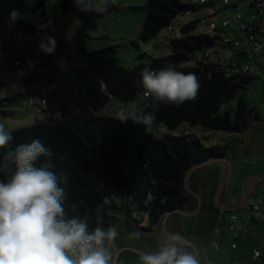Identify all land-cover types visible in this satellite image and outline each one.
Masks as SVG:
<instances>
[{
  "label": "trees",
  "instance_id": "trees-1",
  "mask_svg": "<svg viewBox=\"0 0 264 264\" xmlns=\"http://www.w3.org/2000/svg\"><path fill=\"white\" fill-rule=\"evenodd\" d=\"M48 1L40 0L39 6L44 7ZM190 1L147 0L143 7L135 8L145 12L139 40L146 44L157 40L162 30L192 8ZM84 4L88 6L87 11H81L75 0L56 3V9H61L63 14L73 13L80 20L71 38L59 36L53 26L20 21L23 31L33 38V46L19 48L0 42V58L10 63L13 59L28 63L38 61L39 81L53 86L46 98L47 119L11 131L13 140L0 149V159L17 145L39 138L54 155L50 160L41 157L36 166L50 162L52 171L68 179L67 185H61L66 194V217L87 218L92 229L97 226L96 210L100 209L102 226L117 228L119 235L113 258L126 246L157 251L162 245L157 235H163L162 223L169 212L172 213L168 229L172 233L179 231L191 240L204 241L216 230L226 236L230 211H221L214 202L223 179L222 164L227 165L223 161L203 165L190 175V188L202 198L201 211L192 217L174 211L193 212L198 206L197 198L185 187L188 172L197 164L229 157L232 152L230 137L206 146L200 129L237 134L241 150L246 149L248 130L259 120L249 102L251 91L248 95L246 91L254 86L259 74L245 75L241 79L226 77L219 65V52L216 51L214 57L209 52L219 44L220 37L195 34L198 27L195 21L181 24L179 37H172L171 33L168 55H160L161 51L157 56L144 53L139 58L141 61L127 67L120 61L117 45L97 50L87 48L90 31L99 27L102 17L118 14L121 5L114 0L99 7L94 0H84ZM45 13L44 10V16ZM44 34L54 36L58 42L54 55L38 50L40 36ZM205 52L211 57L198 62L199 55ZM169 65L197 76L198 98L179 107L161 104L153 112V102L144 95L140 84L141 72L146 67L158 70ZM20 77L27 84V91L22 94L33 97L34 76ZM111 100L120 103L115 114L98 115ZM6 108L0 100V112L11 116L12 112ZM122 111L134 112L138 118L152 114L154 119L150 123H136L131 119L121 122L116 117ZM180 127L182 132L178 134ZM243 136L245 140L241 139ZM3 179L0 173V180ZM73 204L78 205L76 210L72 209ZM172 223L179 227L173 229ZM133 260L142 259L132 251H125L119 264H130Z\"/></svg>",
  "mask_w": 264,
  "mask_h": 264
},
{
  "label": "clouds",
  "instance_id": "clouds-1",
  "mask_svg": "<svg viewBox=\"0 0 264 264\" xmlns=\"http://www.w3.org/2000/svg\"><path fill=\"white\" fill-rule=\"evenodd\" d=\"M81 11H87L84 0H75ZM19 9H12L9 20H20ZM58 42L54 36H40L38 50L54 55ZM140 84L144 95L158 105L179 107L198 98L199 81L195 74H185L169 65L158 70L146 67ZM116 119L150 123L154 115L138 118L134 112L122 111ZM13 140L11 131L0 123V149ZM52 150L39 138L19 144L0 159V264H113V248L119 235L114 225L104 228L100 209L97 226L90 229L87 218L66 217L64 201L68 179L51 170L50 162L36 166L41 157L50 158ZM78 205L73 204L76 210ZM139 233L136 234L139 238ZM143 264H201L198 254L189 250L179 234H170L155 252L141 257Z\"/></svg>",
  "mask_w": 264,
  "mask_h": 264
},
{
  "label": "rangeland",
  "instance_id": "rangeland-1",
  "mask_svg": "<svg viewBox=\"0 0 264 264\" xmlns=\"http://www.w3.org/2000/svg\"><path fill=\"white\" fill-rule=\"evenodd\" d=\"M57 1L59 0H49L44 7H40V0H0V42L7 46L19 48H31L33 46V38L23 31L19 24L20 21L41 25L42 27L53 26L59 36L71 38L76 34L80 20L73 13L63 14L61 9H56ZM106 1L108 0H94L95 6L99 7ZM114 2L120 4L122 10L116 15L104 16L99 20V27L90 31L87 48L97 50L117 45L119 46L118 56L120 61L127 67H133L141 61L139 58L144 53L159 55L156 50L157 46L161 51L160 55H168L170 52L168 38L171 33L178 32L181 24H186L194 19L191 16L182 15L172 26L162 30L157 40L146 44L139 40L145 12L141 9L135 10V8L143 7L147 0H114ZM12 9L20 10L22 17L20 20L16 22L9 20V13ZM249 9V5L241 4L236 10L247 14L250 11ZM44 10L46 12L45 16ZM149 45L155 46L153 52L148 51L147 47ZM216 51L220 55L232 53L231 49L222 48L220 43L214 49L209 50L212 57H214ZM256 81L258 82L257 88L264 84L263 79L257 78ZM26 91L27 84L17 74L16 69L8 60L0 58V100H3L7 105L6 110L12 112L11 116H4L0 112V123L5 125L6 130L14 131L42 120V114L31 104L32 98L22 94ZM252 98L251 96L250 100ZM119 106L120 103L117 100H111V104L98 111L97 114H115ZM181 132L182 128L180 127L177 133ZM200 132L202 142L206 146L219 143L218 139L230 137L233 141L230 145L231 157L236 164L237 171L239 166H248L247 160L244 159L246 153L240 151V144L237 143L240 138L239 135L213 129H200ZM235 178L231 179V183ZM255 200V198H251L250 204L254 203ZM249 213V210L239 211V214L245 217ZM157 231L160 232V229ZM255 233L259 235L258 241H254L249 235H243L235 241L237 246L234 248L232 245L227 244L231 239L229 240L221 235L219 230H216L206 241H203L204 243L200 247L202 249L200 256L202 264H264V224L256 228ZM157 236L160 237L162 242H166L167 234L164 230L163 235ZM255 247L262 252V259H253V249Z\"/></svg>",
  "mask_w": 264,
  "mask_h": 264
},
{
  "label": "built area",
  "instance_id": "built-area-1",
  "mask_svg": "<svg viewBox=\"0 0 264 264\" xmlns=\"http://www.w3.org/2000/svg\"><path fill=\"white\" fill-rule=\"evenodd\" d=\"M190 4L192 8L184 15L193 17L192 21L197 22L198 27L195 34L219 36L218 43L232 51L228 55L218 53L219 65L226 77L241 79L245 75L256 74L262 77L261 73L264 72V0H191ZM241 4L249 5L250 11L247 14L236 10ZM171 36L179 37L180 31ZM154 48L153 45L147 47L151 52ZM156 50L159 54L158 46ZM210 57L209 52H205L199 55L197 61L201 62ZM11 64L18 75L32 74L34 76L36 82L31 87L34 94L33 97L30 96L31 104L42 114V119H47L49 114L46 112V98L51 93L53 86L39 81L40 64L36 60L28 63L16 59H13ZM251 89L252 86H249L246 91L247 95ZM254 214L264 217V196L257 205L251 207L249 217H253ZM225 233L227 237H231L228 244L236 248V239L243 235H249L251 231L246 227L241 216L230 214L227 217ZM260 258H262L261 252L255 250L253 259L259 260Z\"/></svg>",
  "mask_w": 264,
  "mask_h": 264
},
{
  "label": "crops",
  "instance_id": "crops-1",
  "mask_svg": "<svg viewBox=\"0 0 264 264\" xmlns=\"http://www.w3.org/2000/svg\"><path fill=\"white\" fill-rule=\"evenodd\" d=\"M261 74L264 76V72ZM263 76L261 77L258 75V79H263ZM257 86H258V82L256 81V83L251 89V94H250V97L252 96L253 98L252 100H250L249 98V102L251 106L254 107L256 112L258 113L259 120H257L254 124H252V126L248 130L246 140L244 139V136L241 137V139L245 140L246 142L245 143L246 149L242 151L240 148V151L246 153L244 159L247 160L246 162L248 166L247 167L239 166V169L237 171L236 164L233 162L230 152L229 158L231 159L234 165L233 175L230 177L229 180L224 182V184L218 189L215 195V203L219 208H229V209L237 208L236 210H229L231 212L230 214H238L244 219V224L251 231L249 236L254 241L259 240V235L255 233V229L262 226V224H264V217H262L261 215L254 214L253 217H249L251 213V207L257 205L260 202V199L264 196V84L258 88ZM223 163H227V162L223 161ZM227 165L225 166L224 164H222L223 179H225L229 173L230 166L228 163ZM233 178H235V180L233 181V183H231L232 182L231 179ZM251 198L256 199L252 204H250ZM245 204H247L248 207L244 208ZM245 210H249L250 212L249 215L245 217L239 214V211H245ZM171 225L173 226L172 227L173 229L179 227L177 226L176 223H172ZM222 235L224 236V234ZM225 237L231 239V237H227V236ZM239 238H237L236 240H238ZM192 240L198 247L199 259L201 261L200 256L202 252H200V247H202V243H204L203 242L204 240L201 239L198 240L192 239ZM164 243L165 242H161L162 245ZM228 243L229 242H227V244ZM255 250H259V249L257 247L253 249V256ZM261 255L263 258L262 252ZM130 264H143V261L133 260L130 261Z\"/></svg>",
  "mask_w": 264,
  "mask_h": 264
},
{
  "label": "water",
  "instance_id": "water-1",
  "mask_svg": "<svg viewBox=\"0 0 264 264\" xmlns=\"http://www.w3.org/2000/svg\"><path fill=\"white\" fill-rule=\"evenodd\" d=\"M217 161H224V162H227L230 166V169H229V173L228 175L226 176L225 179H223L219 186H218V189L224 184L225 181L229 180L230 177L233 175V172H234V165L231 161V159L229 157H225V158H216V159H211V160H208V161H205L203 163H200V164H197L196 166H194L187 174L186 176V179H185V187L187 189V191L194 195L197 200H198V206L197 208L195 209V211L193 212H185V211H182V210H176L174 211V213H179L181 215H184V216H187V217H192V216H195L197 215L200 211H201V207H202V198L200 196V194H198L197 192H195L194 190H192L189 186V178H190V175L191 173L196 170L197 168L203 166V165H207V164H211L213 162H217ZM217 189V191H218ZM216 191V193H217ZM214 202H215V198H214ZM248 207L247 204H245L244 208ZM221 211H229V210H236L237 208H219ZM172 212H169L165 219L163 220V230L164 232L168 235L170 234H175V233H172L170 232V230L168 229V218L169 216L171 215ZM183 237V239L186 241V243L192 248L193 251H195L197 254H198V257H199V250H198V247L196 246V244L191 240L189 239L188 237H186L185 235H181ZM125 251H132L134 253H136L137 255L139 256H144L145 254L149 253V252H146L144 250H140L138 248H135V247H131V246H126V247H123V248H120L116 254L114 255V258H113V264H119V258L121 256V254Z\"/></svg>",
  "mask_w": 264,
  "mask_h": 264
},
{
  "label": "flooded vegetation",
  "instance_id": "flooded-vegetation-1",
  "mask_svg": "<svg viewBox=\"0 0 264 264\" xmlns=\"http://www.w3.org/2000/svg\"><path fill=\"white\" fill-rule=\"evenodd\" d=\"M177 231H178V230H177ZM178 232H179V231H178ZM178 232H177V233H178ZM175 234H176V233H175ZM180 235H183V234H180ZM192 251H193V250H192Z\"/></svg>",
  "mask_w": 264,
  "mask_h": 264
}]
</instances>
